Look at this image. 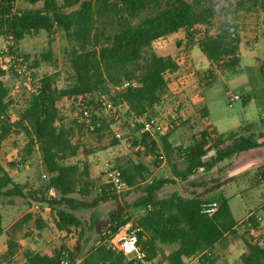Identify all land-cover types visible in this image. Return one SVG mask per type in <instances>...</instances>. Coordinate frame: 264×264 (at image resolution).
<instances>
[{"label": "trees", "instance_id": "trees-1", "mask_svg": "<svg viewBox=\"0 0 264 264\" xmlns=\"http://www.w3.org/2000/svg\"><path fill=\"white\" fill-rule=\"evenodd\" d=\"M29 1L33 6L36 0ZM240 3L244 7V3L264 6V0ZM32 6L13 10L12 0H0V39L6 43L7 54L22 58L30 68L37 67L36 61L30 63L27 55L18 54V45L42 32L52 37L58 28L67 43L72 79L66 88L58 89L53 76L41 78L40 88L29 95L19 117L11 121L9 90L2 80L7 72L0 70V144L11 129L23 134V160L36 152L47 177L42 188L20 185L0 163V197H21L28 205L46 206L55 228L65 235L76 233L77 238L71 247L62 242L50 255L25 250L22 262L16 263L13 258L20 248L18 240L47 225L37 212H24L4 231L0 215V235L7 236L1 259L8 264H150L158 258L160 264H185L186 259L198 257V264H216L215 246L227 235H239L228 200L206 199L220 186L189 197L172 192L160 198L157 192L175 179L184 182L200 169L208 171L225 159L264 144L258 143L252 132L245 134L240 127L227 134L202 130L192 134L186 145H173L169 137L175 126L170 124L159 137L161 149L166 158L180 162L183 168L175 171L174 179L148 182L145 174L149 171L141 164L117 167L127 187L141 192L130 205H120L110 184L92 178L87 163L69 162L78 155L79 146L73 142L76 133L83 129L98 133L108 128L106 116L96 112L104 102L112 110L124 111L136 130H141L144 122H154L159 114L156 108L161 107L168 92L165 74L174 73L177 64L171 56L157 55L152 44L179 30L188 40L196 27L208 28L215 15L214 0H44L42 6ZM240 42V34L224 24L213 35L204 31L198 48L209 62H220L222 70L235 74L240 64ZM40 58L50 61V50ZM259 74L264 78V62L259 65ZM123 81H135L138 86L120 90ZM65 97L77 101L76 116L67 117L57 108V102ZM201 113L206 114V110ZM156 135L142 131L138 140L131 142L155 156V167L165 161ZM112 144L116 145V140ZM211 151L213 156L205 159ZM16 164H9L8 169ZM252 181L254 185L264 184V164L255 170ZM90 197V201L84 200ZM108 201H115V208L104 220L92 216L88 228L76 215L78 210ZM210 202L218 205L212 215L201 211V206ZM260 212L264 216V204ZM255 216L242 221L243 227L258 230ZM127 225L128 232L136 234L141 259L127 258L106 243ZM87 229L97 234L88 247ZM243 241L246 251L240 255L241 263L264 264V245L244 237Z\"/></svg>", "mask_w": 264, "mask_h": 264}, {"label": "rangeland", "instance_id": "rangeland-1", "mask_svg": "<svg viewBox=\"0 0 264 264\" xmlns=\"http://www.w3.org/2000/svg\"><path fill=\"white\" fill-rule=\"evenodd\" d=\"M58 1L60 2V0ZM241 1L214 0L215 15L209 27H196L192 34L193 37L188 40L185 39L186 45H183L182 41H179L177 37L170 40L165 38L158 39L152 44V48L157 55L171 56L177 64L174 74H165L168 92L161 107L156 108L159 114L153 122L152 129L157 134L158 151L160 155L164 156L165 161H161L155 167L156 158L153 154L132 145L133 139L138 140L140 137L142 129L136 130V127L132 125V121L123 115L124 111L119 112L117 109H113L109 112L104 109V106H100L98 110L96 109V112L106 116L108 128L98 133H90L84 129L76 133L73 142L79 146L78 155L69 162L87 163L91 177L99 179L101 184H106L104 179L106 164L113 168L131 167L141 164L149 171L148 174H145L148 182L152 179L173 178L175 171L181 170L183 166L180 162L166 158L162 152L159 137L167 131L170 124L175 126L174 132L169 137V140L174 143L173 145L181 142L186 145L192 134H198L202 130L212 133L211 130L207 129V127H210L207 124V120H205L207 112L208 121L218 134H227L240 126V129L245 134L252 132L256 140L260 136H264V117H261V115L264 116V78L260 76L258 68L260 63L264 62V42L259 43L260 40L264 41V6L251 7L246 2L244 7L240 3ZM43 2L44 0H36L32 6L29 0H21L18 6L20 9L30 6L40 7ZM224 24L237 31L242 40V44H239L241 62L235 74L222 70L220 62H210L209 67H205L197 59H194L195 63L190 58L191 50L193 49L191 47L198 42L201 34L207 30L209 34L213 35ZM177 32L179 33L178 36H185L183 30ZM258 43L260 44L259 48L253 47L254 44ZM3 46L6 47V43L0 39V48ZM177 47H181V49L178 50ZM17 48L18 54L27 55L30 63H33V61L38 63L37 67H31V74L38 83L45 76H53L58 89L66 88L71 83L72 70L69 66L66 52L67 43L60 29L55 28L52 37H48L44 32L28 36ZM48 50L51 53V60L43 61L40 58V54ZM195 65L197 66L195 67ZM2 80L9 90L8 100H10L11 105L8 114L10 120L14 121L19 117L26 105L31 94L30 87L24 78L12 73H6ZM240 95L242 98H240ZM230 97H233L232 101L229 100ZM202 102L206 107L200 108L198 106ZM176 103L178 108L175 112L172 106ZM76 104V100L65 97L57 102V108L67 117L76 116L78 114ZM188 109H193L195 115H199V119L196 120L194 118L195 115H184V112ZM203 109L206 110V114L201 113ZM173 112H175V117L171 115ZM116 133L120 134L119 138L115 137ZM114 140L117 142L116 145L112 144ZM25 142L26 139L23 134L11 129L0 144V163L10 172L17 184L28 185L31 188H42L47 184V178L43 175L44 172L39 155L35 152L29 159L23 160ZM262 150H264V147L241 152L236 157L225 159L219 163L212 172L203 170L202 174L204 175L195 178V180H200L209 176L211 179L207 184L211 183V185L221 182V189L210 192L206 199L219 202L221 195L226 197L235 220H239L249 213L253 214L248 216L257 213L258 203L264 200V185H254L252 183L253 169H248L242 174L235 175L234 172H230L228 164L236 159L237 166L238 164H243V166L245 165L244 167L250 168L252 165L262 163L261 155H259ZM211 156H213V151L207 153L205 159ZM11 163L17 164L12 169H8ZM231 175L235 176V178L226 181L227 177ZM211 185L201 188L199 192H204ZM193 187L194 184H191L190 180L184 182L175 180V183L167 184L158 191L157 196L161 198L168 196L172 192H177L189 197L193 194L191 192L195 191ZM140 193V190L136 187L127 188L124 192L117 194V202L120 205H130ZM91 199L92 197L84 200L90 201ZM34 205L36 204L30 203L28 205V201L21 197H0V214L4 222V229ZM115 206V201H108L99 204L96 208L88 207L78 210L76 215L80 217L87 227L92 216H97L99 220H104ZM44 217L49 224L48 228L43 230L44 235L40 234L41 236L37 237L34 232L32 236L23 239L17 255L13 258L14 262H21L22 253L25 249H29L30 244L33 245L34 242L41 245V247H38L41 252L47 249L51 250L62 242L69 247L74 244L77 238L76 233L71 236L73 237L72 239L68 236L57 237V233L55 234V229L52 226L51 214L45 212ZM129 228L130 225L121 228L118 233L107 240V245L117 249V237L124 232H128ZM238 229L239 235L237 237L227 235L214 248L213 255L216 258V264H242L240 255L246 251L243 237L251 242L264 245V229H261L259 234L247 230L242 224ZM52 236H56V240L54 243H49L47 240ZM85 237L89 239L86 245L88 247L94 243L97 234L93 230L87 229ZM3 238L4 236L0 238V264H8V262L1 259V254L6 250V242L3 241ZM42 238L45 239L42 240ZM150 264L160 263L157 258ZM185 264L194 263L189 258L185 260Z\"/></svg>", "mask_w": 264, "mask_h": 264}, {"label": "built area", "instance_id": "built-area-1", "mask_svg": "<svg viewBox=\"0 0 264 264\" xmlns=\"http://www.w3.org/2000/svg\"><path fill=\"white\" fill-rule=\"evenodd\" d=\"M20 1L21 0H12L13 10H16L18 8L17 6ZM0 70L24 78L27 84H29L31 93H36L37 90L40 88V84L37 81H35V79L31 74L32 69L29 67V65L22 58L18 56L8 55L7 48L5 46L0 48ZM137 86L138 84L135 81H123L118 88L120 90L128 89V88L135 89ZM229 100L232 101L233 97H230ZM102 105L104 106L105 110H112V107L109 103L104 102ZM229 106H231V104H229ZM172 107L173 110L176 112V109L178 108V104L177 103L173 104ZM175 112L171 114L172 117H175L174 116ZM152 129H153V123L144 122L142 131L155 134V132ZM115 137L119 138L120 134L116 133ZM104 179L106 183L111 185V188L116 194H120L128 188L126 183L121 179L120 172L116 168H113L107 164H106V168L104 169ZM217 207L218 205L216 202L205 203L201 206V211L205 214L212 215L216 212ZM40 208L41 207L39 205H34V211L40 212ZM255 219L259 223V229L252 230L251 232H254L255 234H259L261 233V229H264V216L256 215ZM249 226L251 225L249 224ZM116 241H117L116 248L120 250L125 257L141 259L142 254L139 253L138 251L137 237L135 233L124 232L123 234H120L117 237ZM191 259L194 264H198V257H194V258L192 257ZM63 263L67 264V261H64Z\"/></svg>", "mask_w": 264, "mask_h": 264}, {"label": "crops", "instance_id": "crops-1", "mask_svg": "<svg viewBox=\"0 0 264 264\" xmlns=\"http://www.w3.org/2000/svg\"><path fill=\"white\" fill-rule=\"evenodd\" d=\"M18 7V9H19V6H17ZM178 32H175V33H173V34H170V35H168V36H165V37H163V38H165V39H167V40H170V39H172V38H175V37H177L178 39H179V41H182V44L184 45H186L187 43H186V38H185V36L184 37H181V36H178ZM241 37V36H240ZM160 39H162V38H160ZM159 39V40H160ZM184 39V40H183ZM262 42H264V41H259V43H262ZM254 44L253 45V47H256V48H259V46H260V44ZM240 44H242V40H241V42H240ZM189 47H190V45H189ZM189 47H187V48H189ZM178 48V50H180L181 49V47H177ZM191 48H193L192 50H191V55H190V58L191 59H193V61L195 62V60L194 59H197V61H200L205 67H209V65H210V62L205 58V56L200 52V50H199V48H198V42H196ZM240 57V56H239ZM240 62H241V59H240ZM196 63V62H195ZM198 63V62H197ZM197 65H195V67H196ZM259 68V67H258ZM175 73V72H174ZM174 73H172V74H174ZM240 98H242L241 97V95H240ZM198 106H200V108H203V107H206L205 106V104H203V102L201 103V104H198ZM194 109H196V108H194ZM208 111V110H207ZM184 115H195V111L193 110V109H188L187 111H185L184 112ZM261 117H264V116H262L261 115ZM194 118L196 119V120H198L199 119V115L197 116V115H195L194 116ZM205 120H207V124H209V126L210 127H207L208 128V130H211V131H216L215 129H214V127L210 124V122L208 121V112H207V115H206V118H205ZM240 126H238V127H236V128H234V130H236L237 128H239ZM234 130H232V131H234ZM231 132V131H230ZM170 141V143H172V144H174L171 140H169ZM258 143H261V142H264V136H260L259 138H257V140H256ZM179 144H184L185 145V143H177L176 145H179ZM259 147H264V144H262V145H260ZM255 149V148H254ZM249 151V150H248ZM259 155H261V162L262 163H259V164H257V165H252L250 168H248V167H244L243 166V164H238V166L236 165V159H234L231 163H233V165H231V163H229L228 165H229V168H230V172L232 171V172H234V174L235 175H239V174H242L243 172H245V171H247L248 169L250 170V169H253V174H254V172H255V170L260 166V165H262V164H264V157H262V156H264V150H262V151H260L259 152ZM237 155H234L233 157H236ZM233 157H231V158H233ZM210 158V157H209ZM230 159V158H229ZM221 163V162H220ZM219 164V163H218ZM218 164L217 165H215V167H213L212 169H210V170H208L207 172H212V170L215 168L216 169V167L218 166ZM217 171V170H216ZM203 173V170L202 169H200V170H198L197 172H196V174H197V176H195V175H192V176H190L187 180H190L191 181V184H194V187H193V190H195V191H193V192H191V193H193V194H200V192H199V190L201 189V188H204V187H207V186H209V185H211V183L210 184H207V182L211 179V178H209V176H207V177H205L204 179H200V180H195V178L196 177H202V175H204V174H202ZM252 174V175H253ZM204 177V176H203ZM235 178V176H233V175H231V176H229V177H227V179H226V181H230V180H232V179H234ZM170 179H172V178H170ZM173 179H174V177H173ZM176 180V179H175ZM176 181H178V180H176ZM262 185H264V184H262ZM216 186H220V188L218 189V190H220L221 189V182L220 183H218V184H212L211 185V187L210 188H214V187H216ZM210 188H207V190L208 189H210ZM180 195H182L181 193H179ZM183 196V195H182ZM222 197H224L223 195H221ZM185 197V196H184ZM186 197H188V196H186ZM225 199H227L226 197H224ZM228 200V199H227ZM262 204H264V200H262L261 202H259L258 203V205H257V213H256V215H261V212H260V207L262 206ZM42 208H40V212H37L39 215H40V217H41V219L46 223V225H47V227L44 229V230H46L47 228H48V222H47V220H46V218L44 217V213L45 212H48V213H50V210L46 207V206H41ZM41 209H43V211H41ZM27 212H33L34 213V206H32L31 208H29V210H27ZM51 214V213H50ZM249 214H253V213H249ZM249 214H247V215H245L243 218H241V219H239V220H236L237 221V226L235 227V230L236 231H238L239 229H238V227L241 225V222L242 221H244L246 218H247V216L249 215ZM1 215V214H0ZM52 216V215H51ZM14 222V221H13ZM12 222V223H13ZM11 223V224H12ZM10 224V225H11ZM9 225V226H10ZM8 226V227H9ZM52 226L54 227V229H55V234L57 233V237L58 236H61V237H66V236H68V237H70L71 239L73 238V237H71L72 236V234H69V235H65V233L64 232H60V231H58L56 228H55V226H54V222H53V218H52ZM2 227H3V230L5 231L6 229H4V222H3V219H2ZM34 232H35V235L37 236V237H40L41 235H44V233H43V230L42 231H40V232H37V231H33V233H32V235L34 234ZM41 234V235H40ZM31 235V236H32ZM2 236H4V238H3V241H7V236H6V234L5 233H3L2 235H0V238L2 237ZM30 237V236H29ZM45 237V236H44ZM227 237V236H226ZM225 237V238H226ZM224 238V239H225ZM23 239H27V238H21V239H19L18 240V244H19V246L21 245V243H22V240ZM43 239H45V238H42V240ZM223 239V240H224ZM55 240H56V236H52L50 239H48L47 241L49 242V243H54L55 242ZM222 242V241H221ZM220 242V243H221ZM220 243H218V244H220ZM217 244V245H218ZM31 246H29V249H25V250H30V251H34V252H41V250H39V248L38 247H41V245L40 244H37V242H34V244L32 245V244H30ZM216 245V246H217ZM43 246V245H42ZM59 246V245H58ZM57 246V247H58ZM215 246V247H216ZM57 247H53L51 250L50 249H47V250H45V251H43V252H41V253H45V254H52V252H53V250L55 249V248H57ZM20 249V248H19ZM24 250V251H25ZM37 250V251H36ZM245 252V251H244ZM243 252V253H244ZM22 262V261H21Z\"/></svg>", "mask_w": 264, "mask_h": 264}]
</instances>
